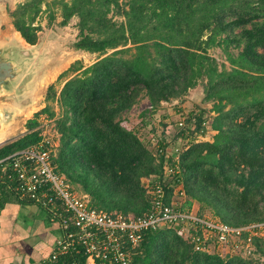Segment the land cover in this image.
I'll list each match as a JSON object with an SVG mask.
<instances>
[{
	"label": "trees",
	"instance_id": "1",
	"mask_svg": "<svg viewBox=\"0 0 264 264\" xmlns=\"http://www.w3.org/2000/svg\"><path fill=\"white\" fill-rule=\"evenodd\" d=\"M43 3L27 0L10 12L14 28L31 46L39 40L34 24ZM54 3L61 7L62 26L79 19L76 50L99 55L66 81L59 95L52 86L48 96L61 108L53 164L89 196L90 207L140 217L152 209L147 185L158 182L165 202L179 211L191 212L198 203L201 212L209 210L232 227L264 223V0ZM217 47L230 69L210 56ZM201 82L204 102L216 113L212 128L217 134L212 142L192 143L168 175L165 157L155 156L150 138L146 142L138 133L141 124L149 125L146 120L123 116L144 96L154 108L147 111L151 117L162 102L181 100ZM193 106L199 112L190 113L188 121L196 117L200 126L208 110ZM44 114L57 116L50 105L36 113L26 134L0 146V159L42 140L36 129ZM149 129L151 137L153 126ZM253 242L256 251L249 258L221 257L196 252L178 228L159 226L143 234L131 251L132 264H260L264 227Z\"/></svg>",
	"mask_w": 264,
	"mask_h": 264
},
{
	"label": "built area",
	"instance_id": "2",
	"mask_svg": "<svg viewBox=\"0 0 264 264\" xmlns=\"http://www.w3.org/2000/svg\"><path fill=\"white\" fill-rule=\"evenodd\" d=\"M197 123L196 117L189 122L188 117L180 114L175 126L176 142L163 130L151 135L150 146L155 156L165 157L168 175L174 172L180 155L192 143L207 142L214 137L216 132L209 116L203 118L200 126ZM53 154L54 144L43 138L0 159V206L6 191L19 202L43 208L62 230V237L46 264H132L131 251L140 244L143 234L159 226L178 228L179 235L187 237L196 252L249 258L256 251L253 239L264 223L232 227L201 217L193 210L179 211L165 202V192L158 182L147 185L152 209L140 217L92 209L87 197L79 195L56 171Z\"/></svg>",
	"mask_w": 264,
	"mask_h": 264
},
{
	"label": "rangeland",
	"instance_id": "3",
	"mask_svg": "<svg viewBox=\"0 0 264 264\" xmlns=\"http://www.w3.org/2000/svg\"><path fill=\"white\" fill-rule=\"evenodd\" d=\"M55 1L44 0L41 12L36 17L34 24L40 28L39 40L36 45L31 46L16 31L10 16L11 11L26 3L27 0H0V47L11 49L17 57L18 64L24 69L20 80V84H22L20 90L0 94V112L12 115L10 120L6 121V128L0 135V146L26 134L28 132L27 121L50 105L57 114L56 118L51 119L47 114L42 115L38 121L40 126L36 130H41L42 139H48L54 144L53 156H56L60 147L61 135L56 129L55 120L60 115L61 108L57 102L53 103L48 100L49 92L53 86L59 95L66 81L93 65L99 57L98 54L76 50L75 43L80 39L79 19L73 17L66 26H62V10L58 4L54 3ZM51 15L54 16V19ZM116 19L122 20V18ZM232 52L237 53L236 50ZM209 54L217 61L220 68L226 65L227 69H230V64L221 48H212L209 50ZM71 67L80 70L74 72L75 70H70ZM204 86L205 82H201L195 89L190 90L181 99L183 102L181 100L162 102L151 117L147 111H154V108L148 98L141 96L139 102L125 113L123 118L131 122L143 118L147 124L153 126V134L164 130L166 136L176 142L178 132L175 120L177 116L179 118L180 114L189 117L190 113L199 112L193 105L208 110L206 114L212 119V122L216 117V113L212 111L213 104L204 102ZM165 103L166 105H163ZM146 112V116L143 117ZM149 125L141 124L138 127L140 137L146 142L150 138ZM214 137L207 142H212ZM150 149L153 151L151 147ZM72 186L79 195L86 196L90 202L88 195L83 194L76 186ZM192 209L197 214H203L206 218L215 219L209 210L201 212L198 203L194 204ZM254 258L257 259L258 256ZM260 264H264V258Z\"/></svg>",
	"mask_w": 264,
	"mask_h": 264
},
{
	"label": "crops",
	"instance_id": "4",
	"mask_svg": "<svg viewBox=\"0 0 264 264\" xmlns=\"http://www.w3.org/2000/svg\"><path fill=\"white\" fill-rule=\"evenodd\" d=\"M180 117V116H179ZM175 120V126L176 121ZM0 212V264H46L62 230L43 208L4 195Z\"/></svg>",
	"mask_w": 264,
	"mask_h": 264
},
{
	"label": "water",
	"instance_id": "5",
	"mask_svg": "<svg viewBox=\"0 0 264 264\" xmlns=\"http://www.w3.org/2000/svg\"><path fill=\"white\" fill-rule=\"evenodd\" d=\"M16 58L11 49L0 47V94L20 90L22 87L20 80L24 69ZM11 116V113L0 112V135L4 132L6 121L10 120Z\"/></svg>",
	"mask_w": 264,
	"mask_h": 264
}]
</instances>
